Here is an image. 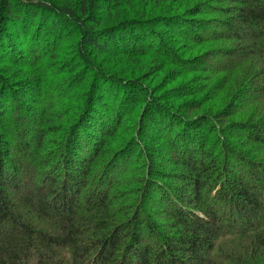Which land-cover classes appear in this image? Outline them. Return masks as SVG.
<instances>
[{
  "label": "trees",
  "instance_id": "16d2710c",
  "mask_svg": "<svg viewBox=\"0 0 264 264\" xmlns=\"http://www.w3.org/2000/svg\"><path fill=\"white\" fill-rule=\"evenodd\" d=\"M0 264H264V0H0Z\"/></svg>",
  "mask_w": 264,
  "mask_h": 264
},
{
  "label": "rangeland",
  "instance_id": "374dc122",
  "mask_svg": "<svg viewBox=\"0 0 264 264\" xmlns=\"http://www.w3.org/2000/svg\"><path fill=\"white\" fill-rule=\"evenodd\" d=\"M146 11H148V6L141 5L140 3L138 4L133 3L132 5L130 4V7H128V9L125 10V12L134 14V15L139 14L141 12L143 13ZM157 25L158 26L156 28L158 31H162V29H164V27L161 24L160 25L157 24ZM163 31L165 32V34H168V35L169 33H173L171 29H165ZM161 39L165 41L166 38L165 36H163V38ZM134 49L136 51L137 50L139 51V50H142L143 48L136 49L135 47ZM92 58L101 62L102 64H106L104 63L105 62L104 59H100L96 56H93ZM155 58L156 57L154 53L141 54L138 58H136L138 60V63L141 62L144 64V66L141 67V71H138L139 70L138 68L139 66L137 65L138 63L136 65L134 64V66L131 65V71L135 72V75L129 74L130 70L129 71L127 70L128 72H123V71L121 72V64H119V68L118 69L115 68V70H117L116 72L123 75V77L125 78L136 79L134 81H137V83L135 82L137 86H140L141 88L145 89V92L148 93L149 92L148 88H151L152 91L149 92V96H152L155 100L158 94L163 96L164 98L172 97L175 95L173 91L175 88L188 87L189 85H192L191 81L188 79L191 76V75L189 76V73L183 72L181 68L173 67L169 63L164 65V62L162 60L160 59L156 60ZM117 59H119V57ZM123 62L124 60H122V63ZM72 84L73 82L71 83V85ZM202 84L203 83H201V85ZM10 85L11 86L9 89H10L13 100L15 101L21 100L30 109H34L35 111H41V104H40L41 102H39L41 101V96L37 94V92L36 93L34 92V90L32 89L34 88L32 87L34 85L31 82H27L26 84L27 88H21L18 86H14V84L12 85L11 83ZM71 85L69 84V86ZM196 85L198 86V84ZM31 89L33 91H31ZM35 90H36V87H35ZM43 93L44 91H41V95ZM60 94L62 93L60 92ZM149 96H147V98ZM204 96H207V95L204 94ZM145 98L143 97V99ZM184 101L187 102V104L188 103L190 104L189 107L197 103V99L194 96L185 98ZM137 106H139V110H140L142 105L139 103ZM223 122L224 120H222L221 118V123ZM152 138L154 142L157 141L156 136H152ZM143 141H146V140H143ZM227 141L232 143V142H235V139L233 138V136H230L229 138H227ZM148 144H150V142ZM32 163L34 167L33 170H35L34 162ZM138 203L139 204L141 203L140 200H138ZM139 206L140 208H143L141 204Z\"/></svg>",
  "mask_w": 264,
  "mask_h": 264
}]
</instances>
